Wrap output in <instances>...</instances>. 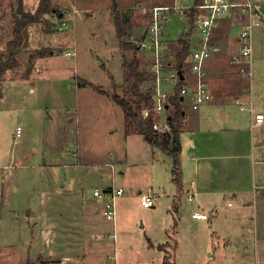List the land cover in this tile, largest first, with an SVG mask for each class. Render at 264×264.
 <instances>
[{"label": "rangeland", "instance_id": "obj_1", "mask_svg": "<svg viewBox=\"0 0 264 264\" xmlns=\"http://www.w3.org/2000/svg\"><path fill=\"white\" fill-rule=\"evenodd\" d=\"M38 1L0 0V61L7 56L6 45L13 38L14 20L22 13H34ZM190 1L186 3L190 4ZM253 1L264 11V0ZM175 2V0H51L54 12L43 15L39 22H32L23 28L22 36L23 31L28 30V44L26 47L22 46L23 37L20 51L16 56L18 65L8 70L1 81L0 164L7 165L9 170L14 172L12 181L14 190L6 201V206L18 211L23 206L35 211V207L40 206L41 189L48 183L50 174L46 169L37 168L42 163L51 161L53 157L60 160V168L64 161L69 160L70 162L71 158L80 166L89 164H101L102 166L113 162V155L109 149L118 150L124 146L127 154L126 164L124 169L122 167L120 169L124 174H118L113 180V185L124 190V197L136 189L145 193L151 192L154 194L155 204L154 209L145 208L140 205L139 200L129 199L125 202V213H121L119 210L122 209L119 208V204L117 207L116 203L114 221L117 224L118 213V221L121 219L124 228L116 225L115 244L108 242L106 238L108 234L105 233H109L110 227L112 228L109 221L108 224L103 225L105 227L103 235L99 234L96 238L99 241L105 239L104 241L108 242L106 244L110 243L108 250L111 255L109 257H112L114 249L116 250V263L160 264L161 255H163L162 262L166 257L170 260L174 259L175 264H262L260 258H264V252H260L259 249L260 242L264 247V162H255L260 161L257 159V153L253 154L252 159L251 155L252 137L258 135L260 137L258 144L264 146V124L253 128L251 123L254 122L255 112L264 116V23L258 26L257 30L254 29L252 34L250 77L241 76L237 67L230 62L231 56L237 55L240 48L237 40L240 27L237 20L229 18L223 21L220 29L215 30L212 37L220 43L221 52L212 58L206 68L209 71L210 91L215 96L223 93L229 97L228 99L239 97L241 100L236 102L230 100L224 103L211 102L199 108V111L204 112V118L199 120L198 128L208 139L213 138L214 142L212 146L206 143L202 145L197 154H190V148L186 149L184 158L190 163V157L193 156L223 155L227 148H221V142H228L230 139L223 138L212 131L238 129L239 131H235L238 139H235L233 149H238L236 154L241 153V155L236 156L231 162V173L251 188L252 198L254 197L253 203L250 197L248 205L242 208L237 205L232 196L215 199L211 204V209L217 207L213 222L208 220L195 225L190 221L189 216L192 213L188 210L196 203H190L186 199L185 189L177 194L176 188L170 183L171 157L163 155L160 150L150 149L142 136L124 137L122 111L118 107L115 108L111 94L115 92L120 97L132 98L133 81L129 80L128 84L125 83L120 89H117L116 84V89H114L105 66L101 64V61H96V59L99 60L98 57L102 60L104 56H109L116 51L118 44L120 51L122 50L120 61L123 67L124 82L127 80L124 62L131 63L133 58L139 61V69L147 73V78H154L148 70L149 61L142 51L122 48L114 26V16L118 13L124 24L126 31L123 40L133 43V40L138 38L147 26L140 12L141 7L171 6ZM177 2L178 5L184 3L185 0ZM20 3L21 12H18L17 8ZM189 11L184 10L186 18H182L178 13L171 16L165 24L164 39L174 53L179 49L176 42L178 39L190 41L189 49L201 40L198 29L194 27L195 24L192 22L189 24ZM95 56L98 57L95 58ZM172 63L174 64V61ZM110 71L120 77L116 68H111ZM77 75L90 81L92 87L77 89L72 81ZM149 81L148 79L143 83L146 90L153 85L152 81ZM174 87L175 85L168 82L161 83L162 90L166 92H170ZM97 89L103 92L109 102L97 95V93L100 94ZM246 89L244 99L242 91ZM183 107L191 110L187 101H184ZM250 108L253 109V114ZM223 114L227 115L225 121H222ZM17 126L21 128L22 136L17 143H14ZM209 131L212 133H208ZM76 136H79V143L76 142ZM83 141L87 142L85 148L78 150L76 144H82ZM92 145L94 150L88 148ZM98 146L107 148L98 149ZM63 148H68L67 152L62 151ZM228 149L230 151L232 148ZM74 154L78 155L77 158ZM213 163L215 160L212 161ZM77 169L80 172L75 174L78 179H76L78 184L75 186L81 189L89 187L84 193V200L87 201L92 186H86L84 182L89 181L87 179L89 176L85 175L86 172L82 167H77ZM90 170L95 173L99 170L106 172L98 168H90ZM191 179V176L187 177L186 183H189ZM97 186L105 187L104 184ZM65 187L64 192H72L71 184L65 183ZM173 198L179 204L176 212L172 208ZM69 202V200L60 201L61 208L58 209L55 205L56 200H50L48 212L51 211L52 214L61 212L67 220L74 219L75 222L62 223V226L56 228L60 230L59 232L69 234L66 236V243L69 242L72 246L75 236L74 233L70 234L71 231L78 232L83 229V225L79 222L81 221L79 215L69 216L72 209L76 208L73 201L71 204ZM77 203L80 206L83 205L80 202ZM130 205L132 213L127 209ZM205 213L208 214V211L205 210ZM172 215L176 219L174 223L170 218ZM184 215L190 220L178 219ZM75 216H77L76 220ZM241 216L245 220L243 223L239 220ZM55 220L56 218L52 222ZM41 221L42 217L36 223L41 224ZM230 221L236 222L233 233H238L242 247L235 249L233 246L228 252L225 248L227 244L225 242L228 240L222 241L216 236H221L220 234L224 232ZM144 224L145 228L141 230ZM173 225H175L173 230L178 246L177 255L175 246L169 242L158 246V249L161 247L159 250L161 255L151 253L144 247L148 238L154 243H161L167 231H169L168 235L172 236L170 230ZM51 228L55 227L49 229ZM145 230L150 232H145ZM242 233L246 236H242ZM48 236L53 242L56 238L58 239L53 232ZM60 243L58 241L56 246L53 243L49 244L50 247H46V252L42 251L38 253V257L35 256L38 259H24L18 264L61 263L60 256L69 257L67 256L68 250L72 247L68 243L62 247ZM75 245L73 251H76L75 257L79 259L78 264H80L84 258L85 248L82 247L80 241ZM123 252L127 256L125 262L120 261V257L122 258L120 253Z\"/></svg>", "mask_w": 264, "mask_h": 264}, {"label": "crops", "instance_id": "obj_2", "mask_svg": "<svg viewBox=\"0 0 264 264\" xmlns=\"http://www.w3.org/2000/svg\"><path fill=\"white\" fill-rule=\"evenodd\" d=\"M175 1L176 3H178L177 1L179 0H175ZM186 1L188 0H185L184 3L178 4V5L182 7H191L194 0H191L190 4H187ZM61 17H62V14L60 18ZM257 29L258 28H256L255 30ZM212 41H214V43L217 45L218 51L212 55V57L210 58V61L212 60L213 57L217 56L216 54L221 52L220 43H218L214 39H212ZM118 47L119 45L117 44V48L115 49L116 51H113L109 56H104L102 60L98 56H95V58L97 57L99 58V60L96 59V61L97 62L101 61V64L105 66L104 68L107 70V73H110L113 79H115V82L118 85L117 89H120L125 83L128 84V81L126 80V82H124V79H123V67H122V62L120 61V58L122 57L121 55L122 50L120 51V47L119 48ZM210 61L207 63V65L210 63ZM207 65H206V68H207ZM100 67L102 68L101 65ZM111 68H116L117 71L119 72L120 77H117V75L114 72L112 73L110 71ZM207 71L208 70H206L205 72L208 77L209 71L208 72ZM72 81L75 84L77 89L86 88L87 86H89L88 84L86 85V84L81 83L82 81L91 83L90 81L86 80L83 77H80L79 75H77L76 78L73 77ZM149 82L153 84V80H150ZM31 85H33V83H31ZM142 90H146L145 87H142ZM246 92H247V89L242 91V93H244V96L242 98L246 97L245 96ZM97 95H100L104 99H107V97H105L103 93L102 94L97 93ZM214 96L215 95L212 94L211 102L224 103V102H229L230 100H235V102L238 100H241V98L239 97L237 99H234L236 97L232 99H228L229 97L223 93H221L218 96L216 95L215 99H214ZM107 102H109L108 99H107ZM112 102L115 108L118 107L114 103L113 100ZM211 102L209 104H211ZM110 107H112V105ZM250 111L252 112V114L254 113L252 108H250ZM183 113H185V115H184L183 124H182V132L180 133V136H179L180 146L182 148L180 152V156H179L180 183H182V185L181 187H177L176 184H174L171 179L172 169H173L172 161L170 164L171 166L170 183L174 185V187L176 188L177 194L181 193L186 188L187 184H189L191 181L195 183V190H196L197 195L192 202L196 203L194 204V207H196V209H194V207H191L189 208L188 212L191 210V213H196V212H201V211L205 212V210H207L209 221L213 222L215 219L214 217H215L216 211L214 212V214H212V216H210L209 212L212 210L211 209L212 202L215 199H218L219 197L223 199V198H228L232 196L233 200H236L237 205L241 208L248 205V199L250 197L252 199L251 202L253 203L254 197L252 198L253 195H251V191H252L251 188L244 185L241 182V179L239 177L231 173V165H232L231 162L236 158V156L241 155V153L236 154L238 149L237 150H234L235 148L233 149V143L235 139H238L236 138L237 132L235 131H239V130L229 128V129H220L218 131H212V132H215L221 135L223 138L230 139L228 142H221L220 147L227 148L225 153L220 156H214L213 154L193 156V157H190V163H189V161L184 158L186 154V149L190 148L191 150L190 154H193V153L197 154L199 150H201L200 147L202 145H205L206 143L207 145L209 144L210 146H212L214 140L213 138L208 139V137L204 133H202L201 130H199L198 128L199 120L204 118V112L199 111V109L194 110V111L192 110L189 111L187 109H184L183 107ZM256 115L263 116L259 112L254 113V118H253L254 122L252 121L251 123V126H253V128L262 126L264 124V116H263V123L260 125H255ZM122 118L124 119L123 113H122ZM226 119H227V115L223 114L222 121H225ZM122 132H124V137L126 138L139 135L138 133L133 132V131L125 132L124 122L122 125ZM212 132L209 131L208 133H212ZM21 136H22L21 132H20L19 137H16L15 135L14 140H13L14 143H17V141L21 138ZM139 136H142V135H139ZM259 139L260 137L258 135H256V137L255 136L252 137V141H253L252 150L253 151H252L251 159L253 157V154L255 155V153H257V157H258L257 159L260 161H255V162L262 163L264 162V146L258 144ZM89 141H91L90 138H89ZM76 142L77 143L80 142L79 136H76ZM144 142L150 147V149L158 150V151L160 150L163 155L164 154L168 155L164 153L161 149H157L151 146L145 140ZM86 143L87 142L83 141L82 144H79V145L76 144L77 149L79 150V149L85 148ZM230 147L232 149H230L229 151L228 148ZM88 148L90 150H94L93 145L92 147H88ZM97 148L106 149L107 147L103 148V147L98 146ZM67 149L68 148H65V149L63 148L62 151L67 152ZM109 151L111 152V155H113V162L112 163L110 162L107 165L104 164L102 165L103 167L100 166L101 164H89V165L80 166L78 165V163H74L75 161L72 158L70 162H68L69 160L64 161L63 164H61V168L59 165L60 160L59 159L56 160L54 157L51 161L42 163L37 169L48 170L50 176L48 179V183L45 185L44 188L41 189L40 201H39L40 206L37 208L35 207V211L31 208H27L26 206H23V208H21L20 211L16 209H9V207L6 206V201H8V199L11 197V194L14 190L12 186V181L14 179V172L10 171L7 165L3 166L0 164V264H18L20 263L19 261L24 260V259L36 260L38 258H35V256H37L38 253H41L42 251L46 252L47 251L46 247H50L49 244L53 243L56 246V244H58V241L61 242L60 245H62V247L64 245H67V243L70 245L69 242L66 243L67 241L66 236L69 234L63 233V231L59 232L60 230H57L56 228L62 226L63 224L73 223L75 221L74 219L72 220L71 218L70 220H67L64 214L63 213L61 214V212H59L58 214H54V213L52 214L51 211L48 212V208H49L48 203L50 202V200H53V201L56 200L55 205L58 209L61 208V205H59L60 201L64 202V200H69L70 201L69 204H71L73 201V203L76 205V208L72 209V211L69 213V216L70 215L73 216L75 214L79 215L81 219V221L79 222L81 225H83V229L78 230V232L71 231L72 233L70 234L74 233V236H75L72 246L70 245L72 248H69L68 250L72 256H70L69 253L67 255L69 257H66V255L65 256L61 255L60 256L61 263H62L63 258L65 259L67 258L70 260V262H72V264H78L79 259L75 257L77 253L76 251H73L74 250L73 246H76L75 244L80 241L82 243V247L85 248V252L83 255L84 258L81 260L80 264H118L116 263V259H117L115 256L116 250L114 249V254L110 258L109 255L111 254L108 250L110 243L106 244L108 242H112L113 244H115V240L107 239L108 242H106L104 241L105 239L103 237L102 239L104 240L102 241H99L96 238H97V235L102 234V232L105 231L104 229L105 227L103 226L104 223H107V224L109 222L111 223L112 228L110 227V231H108L109 233H113L115 231L116 225L117 227L119 225L123 227L124 225L122 224L121 219L120 221H118V213H117V219H116L117 224H115L116 222L114 221L108 220L109 221L108 222L102 215V208L104 206V203L100 199H96L92 197V192L94 191L95 188L107 189V187L112 186L113 180L118 176V174L120 175L124 174V172L120 171L121 167L124 169V166L126 164L127 154L124 149V146L123 147L121 146L120 149L118 150L111 148L109 149ZM77 156L78 155H75L76 158ZM213 160H215V163L212 164ZM233 164L235 165V168H236L235 162H233ZM77 167H82V169H84L86 172L85 175H88L90 177V178L89 177L87 178L89 179L88 182H84L86 186H89V185L92 186L91 187L92 191L90 192V194H88L87 201L84 200V193H85V190L88 189L89 187H82L81 189L75 186L78 184L76 182L77 178L75 177V174H78L80 172L79 169H77ZM90 168L103 169V170H106V172H102V170H99L100 173L98 172L99 173L98 174V173L93 172V170H90ZM117 169H118V173L116 174ZM108 176H109V180H108ZM190 176L192 177L191 181H189V183L188 182L186 183V181H188L187 177H190ZM65 183L71 184L73 186V190L71 193L64 192V190L66 189ZM100 183L104 184L105 187L104 188L98 187L97 185H101ZM146 193H150L151 195H154L148 191ZM143 194H145V192H142L141 190L136 189V190H132L131 193L126 194L125 197L123 196L121 198H118L116 200L117 207L119 204V208L122 209L119 211H121V213H125L126 211L125 202L128 201L129 199L140 201L139 197ZM128 196H131V197H128ZM154 200H155V197L153 199V202ZM173 200L174 201L172 204L173 205L172 208H173V211L176 212L177 206L179 204L175 201L176 200L175 198H173ZM77 202H80L83 205L80 206ZM85 202L89 204H86ZM151 208L154 209V206ZM127 209L132 213L133 210L131 208V205L128 206ZM188 212L184 211V213L186 214H188ZM185 215L181 218H178L176 216V218L183 219V221L185 220L188 221L191 219V214L189 216L190 219H188ZM41 217H42V221L40 222L41 224L36 223L37 220H39ZM55 218L56 220L52 222V220ZM74 218L76 220L77 216H75ZM170 218L173 220V223L176 221L173 215ZM239 220L241 221V223L245 221L244 217L242 216ZM190 221L192 222V224L197 225L198 223H201L204 220L191 219ZM119 222L121 224H119ZM232 222L230 221L226 225L224 232L220 234L221 236H216L217 239L219 240H222V241L228 240L225 242L227 243L225 248H227L228 252L231 251L233 246L235 247V249L242 247V241H239L240 237L238 233H233L235 231L234 224L236 222L235 221H232ZM50 227H55V228L54 229L51 228L50 230L49 229ZM174 227L175 225H173L172 229L170 230V233L172 236H169L167 233L169 231H167L165 233L166 237H164L161 243H154L152 242L150 238H148L147 239L148 241L146 242L144 247H146L151 253L161 255V251L158 250V246H162V244L169 242V243H173V245L175 246V254H176L178 246H177L176 236H174L175 235V232L173 230ZM141 228H142L141 230H144L145 224ZM52 232L54 233V236L55 234L56 236H58V239L56 238L54 242L51 241L48 236ZM145 232H150V231L145 230ZM105 234H108V233H105ZM242 236H246V235L242 233ZM261 244L262 242H260L259 251L263 253L264 247L261 246ZM151 249H156V250H151ZM14 253L16 256L14 255ZM120 254L122 256V258L120 257V261L125 262L127 259L126 254H124V252ZM162 256L163 255H161L160 264H162ZM260 259L263 264L264 258H260ZM61 263H58V264H61Z\"/></svg>", "mask_w": 264, "mask_h": 264}, {"label": "built area", "instance_id": "obj_3", "mask_svg": "<svg viewBox=\"0 0 264 264\" xmlns=\"http://www.w3.org/2000/svg\"><path fill=\"white\" fill-rule=\"evenodd\" d=\"M192 8L196 10L193 24L198 29L201 40L191 46L180 69L174 60L173 52L168 47L169 43L164 39L165 24L171 16L178 13L181 14L182 18H186L184 10H191ZM140 12L145 18L147 26L138 38L133 40V43L147 57L150 64L148 70L154 76V78L152 77L153 85L149 89L152 96V108L145 109L142 114L144 118H147L149 113L153 114L155 120L153 129L158 133H170L167 123L168 113L166 112L167 106L169 107V99L173 96L175 89L174 87L170 92L162 90V82L176 86L180 81H183L178 92L182 104L187 101L192 111L211 102L212 94L205 72L206 65L212 55L218 51L217 45L212 41L214 31L220 29L222 22L226 19H236L240 27V33L237 37L240 43L239 53L232 55L230 62L237 67L241 76H251L252 32L264 23V11L253 0H200L196 5L193 1L191 7H182L175 2L171 6L161 5L150 8L143 6ZM262 123L263 116L256 115L255 125ZM20 132V127H17L16 137L20 136ZM185 193L186 199L192 202L196 197L195 183L187 184ZM123 196L124 190L113 184L107 189L95 188L92 192L93 198L100 199L104 203L102 215L107 221H114L116 200ZM139 198L143 207L151 208L154 206L153 195L150 193H145ZM216 210L217 207H214L209 212L210 216ZM191 219L209 220L208 214L205 212L192 213ZM106 238L115 240V233H108ZM62 263L72 264L67 258H63Z\"/></svg>", "mask_w": 264, "mask_h": 264}, {"label": "trees", "instance_id": "obj_4", "mask_svg": "<svg viewBox=\"0 0 264 264\" xmlns=\"http://www.w3.org/2000/svg\"><path fill=\"white\" fill-rule=\"evenodd\" d=\"M200 0H194V5L198 4ZM35 12L32 14L22 13L18 18L14 20L13 35L12 40L7 43V56L4 60L0 61V97L1 87H2V77L8 71L14 69L17 64V54L21 48V42L23 40L22 30L32 22H39L43 15L54 12L51 6V0H39ZM196 10L192 8L189 11V24L193 23L195 18ZM114 26L116 28L117 38L124 50L136 51L137 47L133 43L126 42L123 40L125 36V27L121 22V17L118 13L114 16ZM178 50L174 53V60L178 68H182L184 59L189 53V42L185 39H178L177 41ZM173 51V50H172ZM126 68L127 81H133V93L132 98L125 96H118L115 92L111 94L114 103L121 109L124 114V126L125 132L133 131L143 136V139L151 146L161 149L164 153L168 154L172 158V181L177 187H181L180 183V166H179V156L182 150L180 146L179 136L182 132V124L185 113H183V106L181 96L179 95V88L182 86L183 81H180L174 89L173 96L169 99V107L167 106V123L169 126L170 133H161L153 129V124L155 122L153 114L147 118L143 117L142 112L145 109L152 108V96L148 90H142L143 83L145 81L152 80L147 78V73L139 69V61L135 58L132 59L131 63L124 62ZM109 78L112 81V87L116 89V83L110 73H108ZM83 84H88L92 87L91 83L82 81ZM97 91L99 93L101 90ZM158 250H161L159 247ZM162 264H175L174 260L170 258H164Z\"/></svg>", "mask_w": 264, "mask_h": 264}, {"label": "water", "instance_id": "obj_5", "mask_svg": "<svg viewBox=\"0 0 264 264\" xmlns=\"http://www.w3.org/2000/svg\"><path fill=\"white\" fill-rule=\"evenodd\" d=\"M20 8H21V3L19 4V6H18V8H17V11H18V12H21V11H20ZM23 37H24V42H23L22 46H23V47H26L27 42H28V30H27V29H25V30L23 31Z\"/></svg>", "mask_w": 264, "mask_h": 264}]
</instances>
